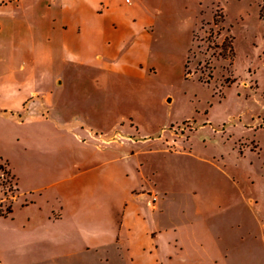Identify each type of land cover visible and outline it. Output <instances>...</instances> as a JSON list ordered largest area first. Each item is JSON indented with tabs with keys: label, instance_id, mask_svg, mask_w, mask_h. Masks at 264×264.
I'll use <instances>...</instances> for the list:
<instances>
[{
	"label": "rangeland",
	"instance_id": "obj_1",
	"mask_svg": "<svg viewBox=\"0 0 264 264\" xmlns=\"http://www.w3.org/2000/svg\"><path fill=\"white\" fill-rule=\"evenodd\" d=\"M262 2L107 0L111 35L94 77L66 66L44 95L2 94L0 157L20 193L41 191L0 217V264H264ZM10 18L0 14L3 38ZM33 101L49 120L21 109ZM98 158L101 169L51 185ZM12 182L0 163L3 215ZM76 185L93 207L58 222ZM78 218L101 219L100 234L126 245L84 250Z\"/></svg>",
	"mask_w": 264,
	"mask_h": 264
},
{
	"label": "crops",
	"instance_id": "obj_2",
	"mask_svg": "<svg viewBox=\"0 0 264 264\" xmlns=\"http://www.w3.org/2000/svg\"><path fill=\"white\" fill-rule=\"evenodd\" d=\"M0 2V14H8L11 17L10 32L5 38L2 36L4 24L0 20V97L5 94L14 100H20L23 98V90L28 91V96L44 95L45 87L42 85L57 82L61 78L62 67L70 66V71L71 68H75L80 74L94 77L95 68L104 66L105 61L101 51L111 35L107 0H0ZM113 35L117 38L120 33L116 30ZM31 104L28 102L21 109L31 113L30 115L40 112L41 114L38 115L40 121L49 120L42 115L48 110L44 104L35 101ZM11 117L14 118V115ZM0 163L7 167L13 178V192H18L17 195L12 196L15 203L8 207L6 215L0 214V217H12L18 208L17 203L21 195H33L41 190L22 187L20 193L21 186L14 167L4 162L2 157ZM105 164L106 161L101 158L76 161L74 170L70 174L63 169L60 172L62 175L60 181L51 185L67 180L76 182L80 176L93 173ZM157 200L158 196L153 195V201ZM91 204L92 200L82 199L76 185L75 193L70 197L69 203L61 205L62 213L57 218L58 222L64 221L67 212L76 213L82 208L89 209L93 207ZM36 206V201H32L30 204H22L21 208L28 211ZM71 223L78 229L81 236L79 241L86 251L94 250L97 253L110 255L113 252H120L127 243L121 234L114 237L113 241L102 236L98 231V228L104 226L101 219L78 218ZM154 248L153 252L158 257L159 240L155 242ZM128 253L132 255L129 251Z\"/></svg>",
	"mask_w": 264,
	"mask_h": 264
},
{
	"label": "trees",
	"instance_id": "obj_3",
	"mask_svg": "<svg viewBox=\"0 0 264 264\" xmlns=\"http://www.w3.org/2000/svg\"><path fill=\"white\" fill-rule=\"evenodd\" d=\"M260 17L261 19L264 20V0L262 2L261 9H260Z\"/></svg>",
	"mask_w": 264,
	"mask_h": 264
},
{
	"label": "built area",
	"instance_id": "obj_4",
	"mask_svg": "<svg viewBox=\"0 0 264 264\" xmlns=\"http://www.w3.org/2000/svg\"><path fill=\"white\" fill-rule=\"evenodd\" d=\"M156 198L154 197V200H155Z\"/></svg>",
	"mask_w": 264,
	"mask_h": 264
}]
</instances>
